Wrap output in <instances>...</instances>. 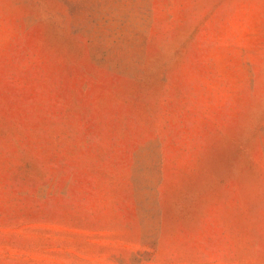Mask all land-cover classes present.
I'll return each instance as SVG.
<instances>
[{
  "label": "rangeland",
  "instance_id": "rangeland-1",
  "mask_svg": "<svg viewBox=\"0 0 264 264\" xmlns=\"http://www.w3.org/2000/svg\"><path fill=\"white\" fill-rule=\"evenodd\" d=\"M0 264H264V0H0Z\"/></svg>",
  "mask_w": 264,
  "mask_h": 264
}]
</instances>
